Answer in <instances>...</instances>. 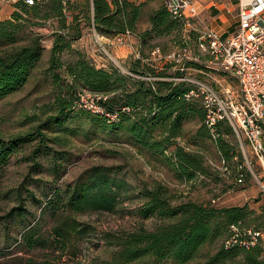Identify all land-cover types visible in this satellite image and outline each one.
Wrapping results in <instances>:
<instances>
[{
    "label": "trees",
    "instance_id": "16d2710c",
    "mask_svg": "<svg viewBox=\"0 0 264 264\" xmlns=\"http://www.w3.org/2000/svg\"><path fill=\"white\" fill-rule=\"evenodd\" d=\"M64 1L42 0L34 5L21 2L17 4L22 7L21 11H15L11 17L0 20V99L23 88L42 58V41L39 35L29 30L37 26L39 21L31 22L25 14L35 19L47 20L52 16L64 19ZM87 1L86 6L90 11L85 14V19L88 23L99 34L110 38L128 32L137 35L141 40L140 54L128 60V74L111 63L105 67H97L81 54L75 61L63 62L58 53L65 48L61 43L69 42V39L66 40L69 35L57 34L51 50L50 70L55 68L65 73L55 74L59 88L56 96L59 110L64 112L77 109L76 101L84 89L103 93L106 98L99 101L103 111L93 113L104 119L106 128L126 133L140 151L148 148L159 154L170 152L180 179L191 182L198 173L205 174L202 159L191 151L188 152L184 146L177 145L175 140L182 136L183 122L189 118H199L207 126V111L200 99H187L186 94L193 85L175 79L185 72L174 69L173 61L156 65L150 60V52L157 47L164 56L169 53H164L160 44H150L149 40L169 36L180 26L185 28V22L174 18L162 1L156 9H152L149 16L150 27L141 31L139 21L147 2L137 4L131 0ZM77 31L79 35L81 30ZM188 63L201 67L192 60ZM221 122L225 121H220L214 132H217ZM207 128L211 130L210 127ZM38 138L40 142L31 157L36 167L40 165L37 157L42 154L46 135L41 131L26 132L6 140L0 132V175L14 153ZM218 145L224 155L222 160L236 172L237 165L242 164L243 160L239 159V155L231 154L223 142L219 141ZM24 185L16 189L21 202L1 219L8 222L15 215L24 217L28 213L32 214L23 203L24 190H28L27 185ZM126 186L124 178L119 177L117 172L113 173V168L100 165L87 169L70 185L51 188L42 198H37L34 191H28L34 203L42 209L40 218L49 212L53 218L61 216L66 219L52 229L56 244L66 245L72 232L81 235L90 230L89 225H80L77 219H70L72 213L115 212L119 205L120 191L126 189ZM52 191L56 192L50 197ZM140 196L143 202L139 209L140 217L144 220L156 218L158 223L154 229H146L141 225L131 231H123L120 235H112L111 245L119 250L110 264H128L135 260H145L151 264H188L198 258L208 246L214 245H217L215 252H208L206 261L202 264H264L262 238L250 247L240 243L231 247L225 245V241L236 235L233 226L240 229L238 237L242 239L248 237L249 229L264 233L262 224L249 228V224L260 220V217L249 220L253 211L247 206L218 207L193 200L174 205L169 197V189L160 184L152 188L143 186ZM38 222L39 220H35L22 234L24 241L31 246L47 242L44 235L36 234Z\"/></svg>",
    "mask_w": 264,
    "mask_h": 264
},
{
    "label": "rangeland",
    "instance_id": "374dc122",
    "mask_svg": "<svg viewBox=\"0 0 264 264\" xmlns=\"http://www.w3.org/2000/svg\"><path fill=\"white\" fill-rule=\"evenodd\" d=\"M162 1L165 3L166 0ZM86 2L88 1L70 0L69 3L65 0L64 19L56 16L47 20L35 19L25 14L31 22L39 21L37 26L29 30L39 35L44 49L41 60L36 64L24 87L0 99V132L6 140L26 132L37 131H41L47 139L43 142L42 154L37 157L40 164L38 167L31 157L38 147L39 138L25 144L14 153L10 163L0 175L2 191L0 264H110L119 250L111 245L112 235H120L123 231H131L141 225L146 229H154L158 223L156 218L144 220L139 215V209L143 205L140 191L146 185L150 188L156 184L167 187L174 205L193 200L218 207L247 206L250 211H253L249 220L260 217V220L252 221L249 228L262 224L261 229L264 231V178L259 181L252 175L251 170L246 168V173H249L244 183L237 185V171L229 173L223 170L224 155L218 145L219 141L224 143L231 154L239 155V159L243 160L244 164L246 162L240 140L233 127L227 122H221L217 132L209 130L196 117L183 122V134L176 138L175 142L177 145L184 146L188 152L191 151L199 156L206 171L205 174L198 173L191 182H187L179 178L170 152L159 154L148 148L140 151L126 133L106 128L104 119L94 114V111L88 107L84 106L83 109L78 107L64 112L59 110V103L56 100L59 88L56 85L55 74L65 73L55 68L53 71L50 70L51 50L57 34L69 35L65 37L66 40L69 39V42L61 43L65 45V48L58 53L63 62L75 61L81 54L97 67H105L111 63L128 74L126 65L130 58H121L115 53L114 45L118 44L113 43L115 40H108L111 38L104 35L107 39H100L94 34L93 26L85 19V14L90 11ZM21 8L10 5V15L12 16L15 11H21ZM145 8L141 22L142 28L148 25L150 27L149 16L152 8L149 4ZM70 23L71 26H69ZM65 26L67 27L64 28ZM77 29L81 30L79 35H77ZM200 35L199 30L185 29L180 26L169 36L150 39L149 43L160 44L164 53L179 52L189 48L195 57L196 54L202 55L198 50ZM105 41L108 44L105 45ZM100 42L105 45V48ZM189 60L191 59H187V62ZM194 61L201 67L190 68L187 71L188 76L213 85L220 86L219 82L230 83L234 89H237L238 80L233 73L223 69L215 71L205 66L208 64L202 59ZM85 91L86 89L83 92ZM89 97L87 95L85 99L91 103L92 100ZM246 154L257 165L258 157L252 150H247ZM100 165L113 168V173L117 172L118 176L123 177L127 183L126 189L120 191L117 210L72 213L70 219H77L80 225H89L90 230L81 235L72 232L70 241L66 245L63 243L57 245L52 229L64 223L66 219L61 216L53 218L49 212L40 218L42 209L40 205L34 203L28 190L34 191L37 198H42L45 192L51 191V188H63L70 185L87 169ZM23 184L28 188L24 190L23 203L24 206L29 207L32 214L28 213L24 217L15 215L8 222L1 219L21 202L16 189ZM55 192H50V197ZM35 220H39L36 234L44 235L47 242L31 246L24 241L22 234ZM216 248L217 245L208 246L198 258L188 264L204 263L208 252L214 253ZM238 260L241 259L238 258ZM128 264H151V262L135 260ZM232 264H239V262Z\"/></svg>",
    "mask_w": 264,
    "mask_h": 264
},
{
    "label": "built area",
    "instance_id": "2783aa9c",
    "mask_svg": "<svg viewBox=\"0 0 264 264\" xmlns=\"http://www.w3.org/2000/svg\"><path fill=\"white\" fill-rule=\"evenodd\" d=\"M5 4L17 5L25 2L34 5L42 0H1ZM166 7L174 18L185 22V27L193 26V19L198 16V8L192 0H166ZM238 17L239 26L228 34L222 36L218 30L206 29L198 42V50L209 55L210 60L218 64L220 69L233 73L238 80L237 89L230 83L213 85L199 81L188 76L187 71L193 68L188 64L187 59L197 60L193 57V51L185 48L182 51L167 54V61L174 62V69L185 72L175 79L190 82L193 88L186 94L187 99H200L207 115L205 123L214 132L220 121L230 124L235 130L243 153L246 155V162L237 165L236 184L244 183L247 176L246 168L251 170L252 175L260 179L264 178V0H240ZM97 37L105 38L94 29ZM128 32L125 35L117 36L120 45L127 44ZM106 42V41H105ZM105 48L108 44L100 42ZM152 53H160L155 49ZM139 56V54H138ZM219 81V80H218ZM84 91V90H83ZM89 95L92 100L89 103L85 96ZM91 96H93L91 98ZM105 99L103 93L81 92L75 106L88 107L94 112L103 111L99 101ZM251 149L258 157L257 165L246 154ZM238 157H236L237 159ZM222 167L225 172H231L225 160H222ZM248 169V171H249ZM264 193V185H263ZM236 232L232 238L225 241L228 247L240 243L247 247L255 245L264 233L255 229L247 230L248 237H238L240 229L233 226Z\"/></svg>",
    "mask_w": 264,
    "mask_h": 264
},
{
    "label": "crops",
    "instance_id": "0c3cea01",
    "mask_svg": "<svg viewBox=\"0 0 264 264\" xmlns=\"http://www.w3.org/2000/svg\"><path fill=\"white\" fill-rule=\"evenodd\" d=\"M136 2L137 4H141V2H147L149 6L152 9H156L159 4H162V0H131ZM195 5L198 8V16L195 17L192 21L193 26L188 27L186 26L185 29H195L199 30L201 34L206 30V29H213V30H218L222 36L227 37L229 33L234 31L240 23L238 13H239V7H240V0H192ZM10 5L9 4H4L0 0V20L7 19L11 17V11H9ZM145 8V7H144ZM142 22V17L139 21V29L145 30L149 27H141L143 25ZM201 36V35H200ZM117 36L112 37L111 39L108 40H115L113 43H118L117 42ZM128 42L127 44L124 45H119L115 44L114 45V51L115 53L121 57V58H136L138 57L140 48H141V40L140 38L135 35V34H130L127 36ZM107 39V38H105ZM112 44V43H111ZM159 48V47H157ZM155 48V49H157ZM155 49H153L150 52V60L154 62L156 65L162 64V62H166L167 59L166 57L162 54L161 50L160 53L154 54L152 53ZM160 49V48H159ZM202 55H197V60L202 59L203 62H205L210 68L213 70H221L218 64L215 62H212L210 60L209 55L205 53H201ZM194 61V60H193ZM193 68H197L194 67Z\"/></svg>",
    "mask_w": 264,
    "mask_h": 264
}]
</instances>
